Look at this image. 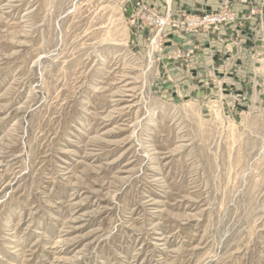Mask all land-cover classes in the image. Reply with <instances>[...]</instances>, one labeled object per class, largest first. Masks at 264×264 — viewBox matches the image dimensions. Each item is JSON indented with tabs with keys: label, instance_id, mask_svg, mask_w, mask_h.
<instances>
[{
	"label": "rangeland",
	"instance_id": "374dc122",
	"mask_svg": "<svg viewBox=\"0 0 264 264\" xmlns=\"http://www.w3.org/2000/svg\"><path fill=\"white\" fill-rule=\"evenodd\" d=\"M173 4L0 0V264H264V48Z\"/></svg>",
	"mask_w": 264,
	"mask_h": 264
},
{
	"label": "built area",
	"instance_id": "2783aa9c",
	"mask_svg": "<svg viewBox=\"0 0 264 264\" xmlns=\"http://www.w3.org/2000/svg\"><path fill=\"white\" fill-rule=\"evenodd\" d=\"M244 7L240 14L225 0L215 10L204 9L200 13L188 12L187 23L192 36L198 30L207 34V41L214 37L221 46L243 49L264 48V0H238Z\"/></svg>",
	"mask_w": 264,
	"mask_h": 264
},
{
	"label": "crops",
	"instance_id": "0c3cea01",
	"mask_svg": "<svg viewBox=\"0 0 264 264\" xmlns=\"http://www.w3.org/2000/svg\"><path fill=\"white\" fill-rule=\"evenodd\" d=\"M158 1V0H156ZM225 0H174L173 4V10H178V9H187L188 11L192 13H200L204 9L208 10H215L220 4H222ZM230 2V7L238 14L242 12L244 7L239 5L238 0H227ZM255 2H259V0H254ZM200 42L203 43L204 46H213V47H218L221 48L223 46L217 45L214 40L208 42L207 38L204 35L200 36ZM229 47V44L226 45ZM246 53H242L241 59L239 60L238 63H246L247 62V56L245 55ZM251 72V71H250ZM248 71V79L252 81V76L251 73Z\"/></svg>",
	"mask_w": 264,
	"mask_h": 264
}]
</instances>
